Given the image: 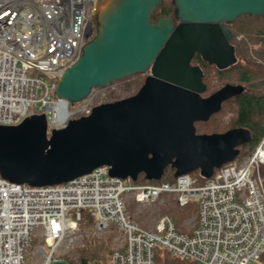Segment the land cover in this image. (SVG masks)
<instances>
[{
    "label": "built area",
    "instance_id": "obj_1",
    "mask_svg": "<svg viewBox=\"0 0 264 264\" xmlns=\"http://www.w3.org/2000/svg\"><path fill=\"white\" fill-rule=\"evenodd\" d=\"M101 0H0V124L16 125L45 113L48 132L88 115L101 88L74 106L56 95L63 71L82 53ZM97 89V90H96ZM264 139L204 183L192 174L176 181L135 183L112 176L107 165L68 182L33 186L0 175V264H70L62 248L78 243L83 210L95 233L112 238L110 264H155L156 247L201 264H250L264 251ZM175 198L195 203L191 233L169 214L153 227L128 210ZM87 233V232H86Z\"/></svg>",
    "mask_w": 264,
    "mask_h": 264
},
{
    "label": "water",
    "instance_id": "obj_2",
    "mask_svg": "<svg viewBox=\"0 0 264 264\" xmlns=\"http://www.w3.org/2000/svg\"><path fill=\"white\" fill-rule=\"evenodd\" d=\"M174 14L153 13L163 0H102L95 11L96 33L67 67L56 94L71 105L95 86L150 72L128 97L94 106L48 137L44 113L17 125H0V175L35 186L67 182L101 166L112 176L160 180L170 166L174 176L199 171L205 178L233 161L252 139L247 127L200 133L207 121L234 97L240 85L227 83L204 96L207 85L199 52L220 69L237 61L228 22L240 15L264 14V0H172Z\"/></svg>",
    "mask_w": 264,
    "mask_h": 264
},
{
    "label": "trees",
    "instance_id": "obj_3",
    "mask_svg": "<svg viewBox=\"0 0 264 264\" xmlns=\"http://www.w3.org/2000/svg\"><path fill=\"white\" fill-rule=\"evenodd\" d=\"M175 5L172 0H163L162 5L152 15L155 21L161 15L172 16L174 22L179 19L174 14ZM227 25L233 31L232 43L235 46L237 61L227 68H217L204 60L199 52L193 56L194 63H199L204 71L203 80L207 84L205 94L214 92L219 87L231 83L240 85L241 88L233 98L228 99L225 107L228 109L235 107V116L224 128L220 127L217 121L218 115L225 110L223 107L219 113L212 115L207 121L198 122L196 125L203 124L200 133L222 132L233 127H247L251 130L252 139L240 146L241 151L237 159L252 154L261 140L264 138V14L257 16L253 14L240 15L236 20L228 22ZM214 68L216 77L220 81V86L211 88L206 71ZM259 173L264 176V166L258 168ZM198 183H204L207 179L199 171L193 172ZM258 175L256 169L254 176ZM145 175L140 174L137 183L145 182ZM162 181H176L174 170L168 167L165 175L160 180L150 182L159 183ZM264 188V182L262 183ZM193 209L192 205L185 207L183 213L173 212L176 224ZM91 210H83V218L80 225L89 227L94 224ZM259 261L264 263V252ZM155 264H200L199 262L189 261L178 256L163 247H156L154 252ZM110 264V255L106 252L104 244H92L89 252L81 258L80 264Z\"/></svg>",
    "mask_w": 264,
    "mask_h": 264
},
{
    "label": "rangeland",
    "instance_id": "obj_4",
    "mask_svg": "<svg viewBox=\"0 0 264 264\" xmlns=\"http://www.w3.org/2000/svg\"><path fill=\"white\" fill-rule=\"evenodd\" d=\"M206 74L211 88L220 86V81L216 77V70L214 68L207 70ZM145 75V73L135 74L130 77L115 81L107 86L100 87L101 91H99V93L102 95L97 97L96 104L116 101L135 94V92L144 82L146 77ZM96 88L99 89V87ZM225 105L226 103L223 104L225 110L222 111L217 117V121L221 128H224L226 125H228L231 118L235 116V107L228 109L225 107ZM197 129L198 132L202 130L203 124L198 125ZM191 205L193 206V209L189 214L182 218L177 225L182 230L183 228L191 230L192 224L195 222L193 215L196 216L197 211L196 207L193 204ZM184 209L185 208H182L178 205L177 201L173 197H166V199H162L150 205H139L133 200L128 203V210L130 211L132 217L147 227H153L157 219L164 214H170L174 217L175 215H173V212L183 213L182 211ZM80 228L82 232L85 233H83L82 238L78 240V243L70 246V249L66 250L65 248H62L61 250L62 256L65 257L70 262V264H80L82 256L89 252V246L95 243L104 244V246H106V252L111 257L113 252V243L111 237L106 236V234L100 235L95 233L92 226L86 227L81 225ZM251 264L263 263L260 261H254Z\"/></svg>",
    "mask_w": 264,
    "mask_h": 264
},
{
    "label": "flooded vegetation",
    "instance_id": "obj_5",
    "mask_svg": "<svg viewBox=\"0 0 264 264\" xmlns=\"http://www.w3.org/2000/svg\"><path fill=\"white\" fill-rule=\"evenodd\" d=\"M94 25L96 26V22H94ZM229 27V26H228ZM91 31V30H90ZM231 43H232V39H231V41H230ZM233 44V43H232ZM192 64H194V65H200L199 63H194V60L192 59V62H191ZM215 65V64H214ZM201 66V65H200ZM216 66V65H215ZM202 67V66H201ZM217 67V66H216ZM217 68H219V67H217ZM148 75H150V72L149 73H147L145 76L147 77ZM146 77H145V79H146ZM205 95H208V94H205Z\"/></svg>",
    "mask_w": 264,
    "mask_h": 264
}]
</instances>
